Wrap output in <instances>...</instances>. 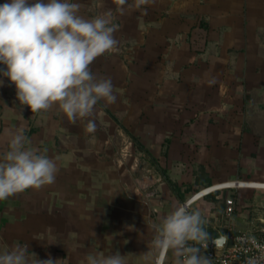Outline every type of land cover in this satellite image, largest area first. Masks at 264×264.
Instances as JSON below:
<instances>
[{
    "label": "crops",
    "instance_id": "1",
    "mask_svg": "<svg viewBox=\"0 0 264 264\" xmlns=\"http://www.w3.org/2000/svg\"><path fill=\"white\" fill-rule=\"evenodd\" d=\"M154 1L155 5L149 8L147 29L133 20L143 11L119 15L113 3L118 47L98 57L90 68L97 76L111 78L117 98L113 104L101 100L95 106L92 118L97 130L94 133L85 131L86 121L70 124L56 108L31 112L28 106L19 104L15 85L0 76L3 81L0 85V157L7 150L5 132L23 127L28 138L26 147L39 149L54 159L59 169L55 183L0 201V254L13 246L27 245L29 254L34 253L39 260L51 257L57 264H87L88 254L107 256L116 252L123 256L124 264H175L171 251L165 254L153 248L150 243L153 232L147 225L158 223L181 203L180 190L195 191L228 180L226 176L211 174L204 166L201 171H205L207 178L203 179L199 173H189L182 168L185 162L188 165L186 159L190 151L179 136L158 132L169 123L164 114L157 115L154 124H149L152 128L148 135L150 146L140 145L153 164L146 169V177L135 161L125 157L127 124L125 121L120 124L113 115L119 112L124 120L126 114L138 119L143 105L140 97L135 96L141 95L143 88L148 87L150 95L162 90L172 96L174 91L185 92L191 78L197 80L198 98L202 97L199 102L204 105L206 90L222 98L226 90L236 92L231 94L236 97L242 89L263 93L264 56L255 53L260 42L249 35L245 43L246 56H237L236 61L227 65L226 56L219 51L216 32H221L220 25H226L224 28L231 33L242 24L247 32L255 30V25L264 21V0ZM71 2L82 5L81 14L86 18L110 8L109 0ZM196 44L203 52L191 51ZM210 45L218 53L208 54ZM3 68L5 66L0 64V69ZM177 76L184 82L176 80L174 86L169 80ZM154 108L163 112L168 103ZM142 133L140 129L138 136ZM262 135L245 130L241 139L232 133H220L212 139L216 143H260L258 136ZM141 150L133 152L134 158L141 157ZM214 150L217 149L214 147ZM154 166L158 172L152 171ZM250 183L264 188V182ZM145 190L148 197L143 195ZM219 197L207 196L194 203L192 196L187 199L193 210L200 211L206 221L204 228L212 239L217 234L233 235L262 227L257 226L256 221L264 226V218H253L247 209H234L233 214L227 215L225 197L224 206L215 204ZM235 199L236 205L237 195Z\"/></svg>",
    "mask_w": 264,
    "mask_h": 264
},
{
    "label": "clouds",
    "instance_id": "2",
    "mask_svg": "<svg viewBox=\"0 0 264 264\" xmlns=\"http://www.w3.org/2000/svg\"><path fill=\"white\" fill-rule=\"evenodd\" d=\"M154 0H113L116 13L141 10ZM82 5L71 0H6L0 4V76L15 85L16 98L31 112L56 108L75 125L84 122L87 133L97 124L95 106L101 100L116 102L110 77L97 76L90 65L118 47L114 33L117 25L112 9L86 18ZM3 81L0 80V85ZM7 150L0 157V201L55 183L59 171L54 159L39 149L26 147L24 128L5 132ZM205 219L193 210L190 202L177 203L173 210L148 224L153 232L150 241L162 253L171 251L175 264H211L201 252L209 241ZM87 264H124L119 252L107 256L88 254ZM0 264H57L51 257L37 259L28 246H13L0 254ZM246 264H264V251L250 257Z\"/></svg>",
    "mask_w": 264,
    "mask_h": 264
},
{
    "label": "rangeland",
    "instance_id": "3",
    "mask_svg": "<svg viewBox=\"0 0 264 264\" xmlns=\"http://www.w3.org/2000/svg\"><path fill=\"white\" fill-rule=\"evenodd\" d=\"M159 1L164 2L165 0H158V2ZM130 2H132V0H129V3ZM109 3V9L114 8L113 0H109ZM153 4L155 5V3H151L145 6L146 14L142 12V14L135 16L133 19L139 23L140 27H143V29H147L149 26V8H152L151 6ZM259 17H261V15H259ZM244 25L245 24H242L243 27L241 26L239 30L232 33L230 30L224 28L226 25H220L221 32H216L219 34L218 48L220 53L226 56L227 65L230 64L232 60L236 61L237 56H246L245 43L249 35V37H253L252 39L260 42L255 53L259 57L264 56V21L258 22L257 25H255V30L251 32H247ZM227 28H229V25H227ZM207 40L210 39L208 38ZM236 42L239 44H236ZM125 43H129V41L125 40ZM207 49L208 54L218 53V50H214L212 45H210V48L207 47ZM191 51L201 53L203 49L196 44V46L194 45L191 47ZM193 62L195 63L196 61ZM176 80L179 83L184 82L181 76H177L173 81L169 80V82L174 85ZM192 80V78L189 80L191 83L185 92L174 91V95L172 96H170L171 94L169 93H164L162 90L158 92L155 91V93L150 95L148 87L143 88L142 94L135 96L136 98L140 97V101L143 105L142 111H139L140 116L138 119L126 114L127 117L125 118L126 120H124L119 112H114L113 116H116L115 118L120 124L123 121L127 124L125 126L127 141L123 150L126 154L125 157L135 161V163H137L136 167L140 166L143 175L146 177L148 176V171H146V169L153 166V164L148 154L141 150V146H146V148L150 146V137H148V135L152 128L149 127V124H154L157 115L162 116L164 114L169 123L159 128L158 132H161L163 135L168 134L177 138L179 136L184 141V146L190 151V157L186 159L188 165L186 162L184 165L182 164L184 170L189 173L194 172L196 175L199 173L200 178L203 179L207 178L205 171H201L204 166V168H208L211 174L221 175V177L226 176L228 180L240 179L250 182H264V137L262 135L264 134V92L261 93L256 90L248 91L242 89L241 91L239 90L238 96L236 97L232 96L235 95L236 92L231 93L229 90H226L222 94V98L219 95L214 96L213 91L206 90V101L204 105L199 102L202 97L198 98L197 80ZM169 92L171 93V91ZM229 93L230 95H228ZM161 103H168L167 110L161 112L154 108L155 105ZM220 105L222 109H219ZM217 106L218 108L216 109ZM128 118H131L132 121H129ZM230 123L232 125H229ZM140 129L143 132L142 136H138ZM245 130L249 134H261V137L258 136L261 142L238 141L236 143H216L214 142L215 139H212L220 133L224 135L232 133L241 139ZM165 145L166 144H164V146ZM214 147L217 150H214ZM140 150L142 151L141 157L137 158L136 156V158H134L133 152ZM154 170L157 172L159 171L155 166L152 167V171ZM172 188H174V190H180L177 186H172ZM195 191L186 190L181 192L180 190L181 203L185 202ZM147 193L146 190L143 191V195L146 197H148ZM215 195L220 196L219 200L215 202L217 206H224V197L237 195L236 208L234 207L236 211L237 209H247L248 213H251L253 218L257 220L258 218H264V188L262 187L238 189L237 191L228 190ZM255 224L257 226H263L259 221H256Z\"/></svg>",
    "mask_w": 264,
    "mask_h": 264
},
{
    "label": "built area",
    "instance_id": "4",
    "mask_svg": "<svg viewBox=\"0 0 264 264\" xmlns=\"http://www.w3.org/2000/svg\"><path fill=\"white\" fill-rule=\"evenodd\" d=\"M0 4H2V0H0ZM250 184L249 181L240 179L217 182L199 188L189 197L195 198L194 203L201 198L228 190L258 188ZM235 203V195L225 198L227 215H231L234 211ZM225 237V243L219 247H215L212 241H209L206 249L201 248L202 254L211 259V264H246L248 258L258 257L264 251V226L247 232L227 234Z\"/></svg>",
    "mask_w": 264,
    "mask_h": 264
},
{
    "label": "water",
    "instance_id": "5",
    "mask_svg": "<svg viewBox=\"0 0 264 264\" xmlns=\"http://www.w3.org/2000/svg\"><path fill=\"white\" fill-rule=\"evenodd\" d=\"M213 239L216 240V244H214V243L212 242V243L214 244L215 247H219V246L223 245V244L225 243V241H226L225 236H223L222 234H217V235L215 236V238H213Z\"/></svg>",
    "mask_w": 264,
    "mask_h": 264
},
{
    "label": "trees",
    "instance_id": "6",
    "mask_svg": "<svg viewBox=\"0 0 264 264\" xmlns=\"http://www.w3.org/2000/svg\"><path fill=\"white\" fill-rule=\"evenodd\" d=\"M214 194H212V195H209V196H213Z\"/></svg>",
    "mask_w": 264,
    "mask_h": 264
}]
</instances>
